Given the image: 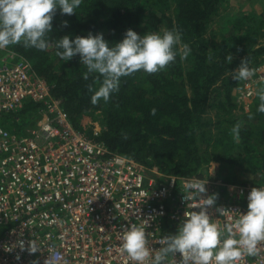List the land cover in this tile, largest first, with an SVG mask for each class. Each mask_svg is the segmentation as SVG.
Instances as JSON below:
<instances>
[{"label":"trees","instance_id":"1","mask_svg":"<svg viewBox=\"0 0 264 264\" xmlns=\"http://www.w3.org/2000/svg\"><path fill=\"white\" fill-rule=\"evenodd\" d=\"M221 2L83 0L72 15L57 8L47 50L23 44L6 48L30 62L34 73L49 85L51 95L61 100L75 128L93 136V127L101 125L94 137L111 151L146 166L155 165L163 173L183 175L204 173L211 161L223 170L245 164L249 174L258 177L254 184H263L264 113L257 111L259 99L255 96L247 113L233 114L241 81L232 79V72L246 57L250 68L264 63V42H257L264 36V11L223 18L219 41L210 43L206 33ZM173 28L181 33V44L191 48L187 59L181 60L178 54L174 63L158 73L139 71L122 77L119 90L109 101L101 99L96 105L91 103L94 92L88 86L98 89V74H88L85 80L87 69L79 55L69 61L56 55L62 51L56 42L66 35L74 40L102 33L113 45L124 39L128 29L144 35ZM230 52L234 59L228 64L225 58ZM38 108L39 104L27 101L17 113L7 115L9 124L14 127L15 117L26 124L23 117L32 116ZM208 109L214 110L213 118L204 116ZM84 117H89L88 123L83 122ZM238 122L241 127L236 138L231 129ZM216 175L225 178L220 171Z\"/></svg>","mask_w":264,"mask_h":264},{"label":"built area","instance_id":"2","mask_svg":"<svg viewBox=\"0 0 264 264\" xmlns=\"http://www.w3.org/2000/svg\"><path fill=\"white\" fill-rule=\"evenodd\" d=\"M257 69L253 79H264V64ZM243 84L245 99L252 84ZM27 101L39 108L31 125L14 118L23 134L0 125V264H44L49 255L58 264H132L121 251L123 230L143 225L151 248L160 249L164 237L177 232L185 212L199 211L193 208L190 181H207L204 198L218 194L208 213L221 229L247 212L253 187H264L211 171L163 173L111 151L94 137L99 127L93 136L75 128L29 61L8 48L0 50V116L17 113ZM220 208L226 210L223 215ZM31 240L40 247L35 254L19 247L23 241L27 249ZM181 259L176 253L167 264ZM239 264H264V242L257 255H244Z\"/></svg>","mask_w":264,"mask_h":264},{"label":"clouds","instance_id":"3","mask_svg":"<svg viewBox=\"0 0 264 264\" xmlns=\"http://www.w3.org/2000/svg\"><path fill=\"white\" fill-rule=\"evenodd\" d=\"M82 2L0 0V50L17 44H23L25 48L47 50V37L52 30L57 8L62 14L72 15ZM64 26H67V21ZM181 39V33L176 28L144 35L128 29L124 39L113 45L103 38L102 33L77 36L74 40L66 35L56 42V47L62 49L56 55L66 61L79 55L80 63L87 69L85 80L88 74H98V89L88 86L89 92H94L91 103L96 105L101 99L109 101L111 94L119 90L122 77L139 71L158 73L174 63L178 54L181 60L187 59L191 48L188 44H181ZM208 59L211 60V56ZM225 59L230 64L234 59L233 54L230 52ZM249 63L248 57L242 59L239 67L232 72V79L250 80L255 75V69L250 68ZM256 95L259 99L257 111L264 113V87ZM240 127L238 122L231 129L236 138H239ZM206 183L195 179L187 184L196 201L193 208L199 211L185 212L177 232L164 237L160 249L151 248L143 225L132 224L123 230L121 251L126 253L132 264H167L169 256L173 258L176 253L182 257L180 264H239L244 255H257L258 245L264 242V187H253L247 197V212L240 214L233 225L221 229L208 213V209L215 205L218 194L204 198L207 193ZM185 199L188 200V197L185 196ZM217 211L223 215L226 210L220 208ZM19 247L29 254L40 250L32 240L28 242L27 249L23 241L19 242ZM32 264L37 262L33 261ZM44 264H58V261L54 255H49Z\"/></svg>","mask_w":264,"mask_h":264},{"label":"rangeland","instance_id":"4","mask_svg":"<svg viewBox=\"0 0 264 264\" xmlns=\"http://www.w3.org/2000/svg\"><path fill=\"white\" fill-rule=\"evenodd\" d=\"M264 11V0H222V2L220 3L219 6V10H218V16H215L213 18V20L210 22L207 33H206V37L208 38L210 43H217L220 39V34H221V30L223 27L222 21L223 18L228 19V18H237L240 17L244 14H248V13H254V14H260ZM222 17V18H221ZM257 42H264V36L259 39ZM264 64V63H262ZM261 64V65H262ZM257 68L255 69V75L249 80L251 82V94L249 96H247L245 99H243V86H244V81H241V87L239 88V93L237 94L235 101H236V109L233 111L234 115H244L245 113H247L249 111L250 108V104L253 100V98L256 95L257 91L261 88L264 87V79H258L255 80L253 79L254 77H256L257 75ZM214 115V110L213 109H208L205 113V117L206 118H213ZM35 118V116H29V115H25L23 117V119L25 120L26 125L29 123L30 121L33 120ZM89 117H84L83 118V122L85 121L86 123H88V119ZM18 122H14V127H12L9 124V118L8 116L5 115H1L0 116V125L4 128L9 129L10 131L16 133V134H23L24 133V127L21 125H16ZM87 125H85L86 127ZM101 125H95L93 128L99 127L100 128ZM88 127V126H87ZM86 127V129H88ZM220 164L217 162H209L208 165H206V167L203 169L204 173L206 172H214V173H218L220 171V174L222 173V176H224L226 179L229 180H233V181H240V179H244V183H256L258 177L253 175V174H249V170L247 168V166L245 164H238L237 166L234 165V167L230 168V169H222L220 168ZM264 184V183H263Z\"/></svg>","mask_w":264,"mask_h":264}]
</instances>
